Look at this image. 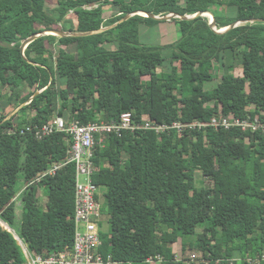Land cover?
<instances>
[{
    "label": "trees",
    "instance_id": "obj_1",
    "mask_svg": "<svg viewBox=\"0 0 264 264\" xmlns=\"http://www.w3.org/2000/svg\"><path fill=\"white\" fill-rule=\"evenodd\" d=\"M107 6L116 8L110 19ZM137 12H211L218 31L240 24L218 33L210 17L173 18L180 39L149 46L140 41L141 26L167 22L124 20ZM70 13L77 27H56ZM52 30L98 33L44 35L22 51L27 39ZM0 105V222L15 232L19 219L15 233L31 253L72 249L76 235V164L68 163L74 142L65 133L38 139L35 129L55 118L110 124L132 113L136 124L148 118L188 127L125 131L96 146L105 258L186 264L195 250L207 264H264V132L209 125L219 115L253 122L264 113V0H58L51 9L47 0H0ZM6 107L18 111L8 119ZM196 122L207 127L189 128ZM55 164L63 167L47 175ZM198 169L210 181L201 188ZM0 264H27L1 223Z\"/></svg>",
    "mask_w": 264,
    "mask_h": 264
},
{
    "label": "built area",
    "instance_id": "obj_2",
    "mask_svg": "<svg viewBox=\"0 0 264 264\" xmlns=\"http://www.w3.org/2000/svg\"><path fill=\"white\" fill-rule=\"evenodd\" d=\"M261 116H264V113L257 114L255 121L250 122L249 119L219 115L214 117L209 125L216 129L221 127L226 130L239 128L244 132H256L261 129L264 132V121L261 120ZM187 127L182 123H174L172 126L159 124L148 118H143L141 124H136L133 114L125 113L119 121L110 124L95 122L81 125L76 121L67 123L61 118H55L39 129L36 128L35 134L38 139H43L55 133H65L74 142L72 149L69 151L68 163L76 164V235L72 249L48 255L31 253L19 239L27 264H125L114 261L111 257L105 258L100 252L102 241L99 222L102 217V206L97 201L100 190L93 180L96 172L94 161L96 146L104 144L105 140L112 135L121 137L125 131L151 130L157 134H162L174 129L182 132ZM196 127L202 129L207 125L196 122L189 126V128ZM32 130V127L26 128L27 132H33ZM62 167V164L53 165L47 175H55L57 170ZM38 181H41V179ZM147 262L149 264H162L164 257H152ZM221 262L217 261L216 264H221ZM256 263L259 264V261Z\"/></svg>",
    "mask_w": 264,
    "mask_h": 264
},
{
    "label": "rangeland",
    "instance_id": "obj_3",
    "mask_svg": "<svg viewBox=\"0 0 264 264\" xmlns=\"http://www.w3.org/2000/svg\"><path fill=\"white\" fill-rule=\"evenodd\" d=\"M57 1L58 0H47V6L51 8H55L57 6ZM172 1H179L183 3L184 0H172ZM105 10V18L110 19L114 16L116 13V8L113 6H107L104 8ZM63 22H59V24L56 25L59 29H63L65 27L70 28V26H73L74 28L77 27V19L76 15L74 13H70L68 17L65 19H61ZM66 21V22H65ZM181 37L179 27L176 26L175 24H159V25H154V26H147V25H142L141 26V31H140V41L142 44L149 45V46H168L173 44L174 42H177ZM47 47L51 48L49 44L46 45ZM57 46H55V49H57ZM74 47H70V50H73ZM55 52V51H54ZM56 53V52H55ZM165 55H169L168 52H165ZM236 73L240 74V69L236 71ZM217 82V81H216ZM215 84H213L210 88H212ZM4 106L0 105V113H2ZM6 110V111H5ZM4 112L7 113H14L13 109L11 107H6ZM196 184L199 188L202 186H205L210 183L208 180V177L204 174V172L200 171L199 169L196 172ZM25 184L23 181H19L18 183V188L21 190L23 189ZM40 199L43 204H45L46 201V196L44 194V191L40 189ZM101 194V192H100ZM3 224V223H2ZM5 228L6 224H3ZM15 232H19L20 230V222L19 219H17L16 224L14 226ZM103 230L107 233L109 231V225L105 221ZM14 232V231H13ZM180 248L181 246L177 247L176 252H177V259H180ZM197 254V255H196ZM186 258L191 259V262H186V264L193 263V264H207L205 261H200L202 260V256L198 251L195 250H188L187 254L185 255ZM193 261V262H192Z\"/></svg>",
    "mask_w": 264,
    "mask_h": 264
},
{
    "label": "water",
    "instance_id": "obj_4",
    "mask_svg": "<svg viewBox=\"0 0 264 264\" xmlns=\"http://www.w3.org/2000/svg\"><path fill=\"white\" fill-rule=\"evenodd\" d=\"M135 15H141V16H146V17H151L153 19H156V20H160V21H171L173 18H179V19H183V20H190V19H193V18H196L198 16H205V17H210L211 19V22L210 24L214 27V30H216L218 33H225L227 32L228 30L232 29L233 27L239 25L240 23H237L236 25L232 26V27H229V28H226V29H223V30H220L218 31L215 26H216V21H215V18L213 16V14L211 12H204V13H198L197 15H194V16H179V15H176V14H171V15H168V16H164V17H158V16H154L152 14H149V13H144V12H137V13H134V14H131L129 16H127L124 20H127L129 19L130 17H133ZM105 29H102L101 31H98V32H102L104 31ZM98 32H91V33H87V34H76V33H69V32H65V31H57V30H52V31H48V32H43L39 35H36L34 37H31L29 39H27L23 45H22V51L25 52V50L27 49V47L29 46V44H31L33 41H35L37 38L41 37V36H44V35H55V36H59V37H80V36H84V35H92V34H96ZM24 106V105H23ZM21 106V107H23ZM20 107V108H21ZM18 110H16L13 114H11L8 119H10L15 113H17ZM1 225L2 222H0ZM8 231L12 232L16 239L19 241V237L16 235L15 232L12 231V229H10L9 227L6 228ZM21 240V239H20Z\"/></svg>",
    "mask_w": 264,
    "mask_h": 264
},
{
    "label": "crops",
    "instance_id": "obj_5",
    "mask_svg": "<svg viewBox=\"0 0 264 264\" xmlns=\"http://www.w3.org/2000/svg\"><path fill=\"white\" fill-rule=\"evenodd\" d=\"M171 21H172V20H171ZM171 21H166L167 23H164V24H169V25H171V24H172Z\"/></svg>",
    "mask_w": 264,
    "mask_h": 264
}]
</instances>
